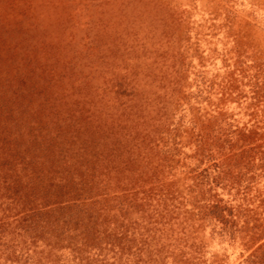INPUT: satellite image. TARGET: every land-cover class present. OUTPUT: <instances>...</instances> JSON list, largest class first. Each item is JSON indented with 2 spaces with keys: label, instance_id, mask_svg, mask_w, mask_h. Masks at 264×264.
Wrapping results in <instances>:
<instances>
[{
  "label": "rangeland",
  "instance_id": "1",
  "mask_svg": "<svg viewBox=\"0 0 264 264\" xmlns=\"http://www.w3.org/2000/svg\"><path fill=\"white\" fill-rule=\"evenodd\" d=\"M0 264H264V0H0Z\"/></svg>",
  "mask_w": 264,
  "mask_h": 264
}]
</instances>
